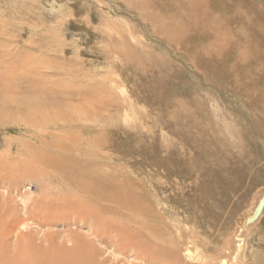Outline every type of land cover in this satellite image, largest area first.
<instances>
[{
    "label": "rangeland",
    "instance_id": "rangeland-1",
    "mask_svg": "<svg viewBox=\"0 0 264 264\" xmlns=\"http://www.w3.org/2000/svg\"><path fill=\"white\" fill-rule=\"evenodd\" d=\"M36 159L55 177L62 163L102 171L114 204L107 184H131L151 222L186 244L182 262L217 264L264 189V0H0V172L38 174ZM49 188L0 179L13 208L6 218L0 204V233L13 230L0 264H141ZM258 218L241 232L242 264H264Z\"/></svg>",
    "mask_w": 264,
    "mask_h": 264
},
{
    "label": "bare ground",
    "instance_id": "bare-ground-1",
    "mask_svg": "<svg viewBox=\"0 0 264 264\" xmlns=\"http://www.w3.org/2000/svg\"><path fill=\"white\" fill-rule=\"evenodd\" d=\"M184 1H186V0H184ZM191 5H193V4H191ZM96 117H97V115H96ZM90 118H91V116H90ZM88 119H89V117H88ZM63 129H65V127ZM68 133H67V135H68ZM20 141H22V140H20ZM76 141L78 142V139H76ZM74 142H72V143H74ZM66 146L67 145H65V147ZM70 146L71 145H69L66 148L69 149ZM30 147H32V145ZM58 147H59V145H58ZM60 148L62 149V147H60ZM72 148H74L73 145H72ZM28 150H31V148ZM75 150H76V152H78L77 149H75ZM37 153H38V151H37ZM19 154H20V152H18V155ZM9 156H10V153H7L5 156H3V157L8 158L7 160H5V158H4V160L2 159L3 162H8L9 158H10ZM40 160L36 159L35 161H31L33 163V165L36 167V169H38V174H33L29 171H23L21 166L11 163V165L6 170V172H4V173L0 172V179L3 180L6 177H10V178L21 177L24 179L36 181L39 184V189H41V192H42L41 195H44V196H47L46 194H47L48 186L50 185V188L48 191L49 194L52 196L57 195L58 199L61 201V203H67V202L69 203V205L72 209L71 211L73 214L74 221L76 223L79 221L82 222L83 224L88 223L90 230L93 232L92 234L99 239H103L104 241L110 242L109 244L112 245V247L114 248L113 249L114 252H119L121 255L127 256L128 251L132 250L134 253V258L138 259L141 262V264H154L155 262H158V264H179V263L180 264H187V263H185V261L182 262L180 260V257H178V255L181 253V251H188V250H186V248L184 246L186 244L178 236L170 237V235H168V233H165L163 230L158 229L156 227V225L151 222V219L149 218V216L152 217V213L150 211H148L146 208V203L144 201L145 198L143 196L134 195L132 190H130L131 184L129 186L128 185L126 186V185L122 184L119 180H115L113 182H110L112 184H107V187L111 191H113L114 193L118 192L117 201L114 204L112 202H107L105 200L102 192H101L102 186L104 185V180L112 181V178L107 177V175H105V173H103L102 171H98V172L92 171L91 172L90 170H85L84 172H81L79 170H76V169L74 170L73 168L66 167L65 166L66 164L62 163V167H63V168L61 167L62 171H61L59 177H55L52 170L48 172L45 169L46 166H44L45 168L42 167L44 169H41L39 165H35V164H37V161H39V164H41V165H42V163H44V162H41L42 160L41 161ZM26 162L27 161H25L24 164L28 165V163H26ZM76 162L77 161L74 160L73 163H76ZM77 163H79V161ZM85 167H87V164ZM100 168L101 167H99V169ZM0 170H1V165H0ZM69 173H70V175H69ZM41 176L45 177L46 180H42L40 178ZM14 181L15 180H13V182ZM128 181H130V180H128ZM18 182L19 181H16V184ZM9 192H11V191L9 190ZM69 192H71V197H67V194ZM263 193H264V189L260 192L261 195L259 194L260 197L256 200V203L253 207V210H250V212H247V215L244 218V222H242L241 225L237 226L238 228H237L236 234L234 236L232 235L233 240H234L233 251H232V247H231L229 249V252L225 256H222L219 258V261L217 262V264H242V262H243L242 261V259H243L242 258V251H243V248L245 247V245H244V241L242 240V237H241V232L243 231L244 227L248 226L251 223L250 221H255L258 217H261L263 210H264V206L260 212V211H257V205H258L259 201L261 200ZM12 194H13V192H12ZM6 197H8V196L4 195V193H3L2 197L0 198V204H7V205L9 204ZM40 198H41V196H40ZM162 200H163L162 202L165 203L166 206H169V204H167L168 202L165 200V198H162ZM9 207L10 208L8 210L5 209L4 207H2V210H3L2 216L3 217L7 218L9 213L12 211L13 208L11 206H9ZM34 213H35V211H34ZM15 218H16V216H15ZM174 219H176V218H174ZM172 221H174V220H172ZM176 222H178V221H176ZM15 223H17V222H15ZM1 225L3 227H2V230L0 233V239L3 240L4 234H8L13 230L8 229L9 231H6L7 228L4 227L3 222ZM15 227H16V225H15ZM132 227L134 228L133 230H135L134 232H136L135 227H138V230L136 233H134L132 231L134 233L133 235H135V239H132V237L129 234ZM138 231L140 233H142V231L145 233H143L142 235H139ZM235 231H236V229H235ZM108 232H114L115 233L114 238L116 240H118V243L108 241L105 239L106 235H108ZM124 234L125 235L128 234V235L124 236ZM147 234L150 235L151 238L142 240V238ZM155 234H157V235H155ZM232 237H231V244H232ZM138 240H142V241L140 243H138ZM71 243H72L71 247L73 246V248L75 250H82L79 247L80 245L83 244L82 238L78 237L74 240H71ZM86 246L91 248L88 243H86ZM188 246H190V244ZM196 247H195V249H196ZM29 249H34V247H32L30 244L25 243V242L23 243V245L21 244L19 247V251H25V250H29ZM93 249L95 250V248H93ZM197 249H198V247H197ZM191 252H192V250H191ZM133 253H132V255H133ZM190 254H192V253H190ZM194 254H195V252H194ZM224 254L225 253H223V255ZM199 257L200 256H198L197 258L195 257L197 262L203 260L202 258H199ZM118 260H121V258H119ZM132 264H134V263H132Z\"/></svg>",
    "mask_w": 264,
    "mask_h": 264
},
{
    "label": "water",
    "instance_id": "water-1",
    "mask_svg": "<svg viewBox=\"0 0 264 264\" xmlns=\"http://www.w3.org/2000/svg\"><path fill=\"white\" fill-rule=\"evenodd\" d=\"M263 206H264V193H263V196H262L261 200L259 201V203L257 205V211L261 212Z\"/></svg>",
    "mask_w": 264,
    "mask_h": 264
}]
</instances>
